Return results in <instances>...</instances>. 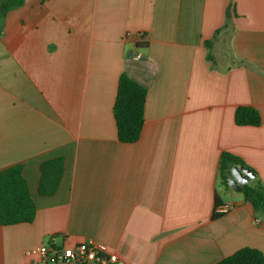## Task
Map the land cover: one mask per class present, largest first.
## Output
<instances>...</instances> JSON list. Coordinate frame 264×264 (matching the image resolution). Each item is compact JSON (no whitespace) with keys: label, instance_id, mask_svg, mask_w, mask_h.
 <instances>
[{"label":"crops","instance_id":"crops-1","mask_svg":"<svg viewBox=\"0 0 264 264\" xmlns=\"http://www.w3.org/2000/svg\"><path fill=\"white\" fill-rule=\"evenodd\" d=\"M1 21L0 171L24 166L37 214L0 226V264H29L52 236L121 264L264 254V216L219 179L229 153L264 185V0H25ZM122 74L148 92L132 144L113 116ZM241 106L261 126H237ZM60 156L61 186L41 197L40 164Z\"/></svg>","mask_w":264,"mask_h":264},{"label":"trees","instance_id":"trees-1","mask_svg":"<svg viewBox=\"0 0 264 264\" xmlns=\"http://www.w3.org/2000/svg\"><path fill=\"white\" fill-rule=\"evenodd\" d=\"M25 0H0V19L23 6ZM211 59V42L205 43ZM147 89L131 79L127 74L119 78L117 95L113 107V116L117 137L121 143H136L143 130ZM235 123L239 127L261 126L259 112L250 106L236 109ZM233 167H246L239 157L224 153L219 168L222 186L230 189L229 171ZM66 171L65 158L60 156L43 161L40 164L38 193L41 197H53L59 190ZM243 201L250 204L256 213L264 216V185L260 181L255 186L245 185L242 191ZM217 209H220L218 203ZM228 212V210H227ZM37 206L31 196L29 183L24 175L23 165H14L0 171V226H13L33 223ZM225 212H215L213 219L222 217ZM216 264H264V254L254 248H243L232 256Z\"/></svg>","mask_w":264,"mask_h":264},{"label":"built area","instance_id":"built-area-1","mask_svg":"<svg viewBox=\"0 0 264 264\" xmlns=\"http://www.w3.org/2000/svg\"><path fill=\"white\" fill-rule=\"evenodd\" d=\"M142 37V35H139ZM222 208L220 212H227ZM29 264H121L117 254L92 240L84 241L73 247L59 242L52 236L47 243L25 252Z\"/></svg>","mask_w":264,"mask_h":264},{"label":"water","instance_id":"water-1","mask_svg":"<svg viewBox=\"0 0 264 264\" xmlns=\"http://www.w3.org/2000/svg\"><path fill=\"white\" fill-rule=\"evenodd\" d=\"M255 174L252 170L245 167H233L229 171L228 183L229 186L236 192L242 193L243 187L250 181L255 179Z\"/></svg>","mask_w":264,"mask_h":264},{"label":"rangeland","instance_id":"rangeland-1","mask_svg":"<svg viewBox=\"0 0 264 264\" xmlns=\"http://www.w3.org/2000/svg\"><path fill=\"white\" fill-rule=\"evenodd\" d=\"M1 23H2V21H1V19H0V27H1Z\"/></svg>","mask_w":264,"mask_h":264}]
</instances>
